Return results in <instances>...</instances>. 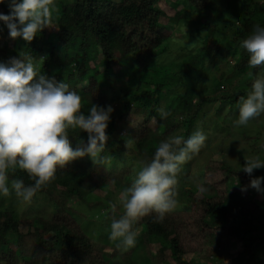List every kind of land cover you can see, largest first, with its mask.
Returning <instances> with one entry per match:
<instances>
[{
    "label": "trees",
    "instance_id": "16d2710c",
    "mask_svg": "<svg viewBox=\"0 0 264 264\" xmlns=\"http://www.w3.org/2000/svg\"><path fill=\"white\" fill-rule=\"evenodd\" d=\"M220 1L224 7L214 9ZM0 13L8 14V7ZM55 16L56 32L47 35L45 28L31 42L10 38L0 22V61L30 54L41 75L63 81L81 95L85 115L93 104L112 106L102 155L127 162L118 177L88 156L58 167L24 212L17 211L18 198L0 196V264H214V254L227 242L234 248L220 264H263L264 203L239 192L243 181L256 177L224 158H210L195 171L204 192L188 179L189 163L182 165L177 207L162 221L155 212L137 218L134 247L105 236L124 212L120 206L113 210L110 202L118 201L159 142L176 135L187 139L206 122L208 105L236 108L251 90L247 74L260 69L248 67V54L239 44L257 25L264 26L260 0H72L60 2ZM182 26L189 28L184 36ZM172 37L178 40L171 42ZM229 57L238 75L233 84L223 82ZM214 68L219 72L208 86L203 78ZM160 108L170 113L166 119L160 118ZM227 119L222 115V123ZM68 131L73 147L80 140L86 143L87 133ZM244 161L240 159L241 166ZM12 179L34 183L22 170L10 174L9 183ZM95 192L103 200L88 202L86 197ZM79 204L108 210L98 215L100 223L84 221ZM41 205L50 213L31 214ZM93 228L103 234L96 236Z\"/></svg>",
    "mask_w": 264,
    "mask_h": 264
},
{
    "label": "clouds",
    "instance_id": "9594fccd",
    "mask_svg": "<svg viewBox=\"0 0 264 264\" xmlns=\"http://www.w3.org/2000/svg\"><path fill=\"white\" fill-rule=\"evenodd\" d=\"M260 3L264 5V0ZM0 4L9 9L8 14L0 13V22L7 27L9 37H21L26 42L52 27L58 11L56 0H0ZM239 47L248 54V67L260 69L258 73L248 72L251 90L237 102L238 118L234 125L247 127L250 121L264 115V26L257 25ZM35 60L29 54L0 61V196L14 192L23 202H30L53 180L58 167L64 168L85 156L93 164L102 165L107 159L102 155L109 140L106 129L114 111L110 105L93 104L85 115L81 111V95L63 81L41 75ZM158 112L161 119L170 115L164 108ZM69 129L87 133L86 143L80 140L73 147ZM205 140L203 131L198 130L187 139L176 135L159 142L151 160L142 163L131 184L119 193L118 201L110 202L113 210L117 206L124 210L110 224L111 240L134 247L138 232L133 225L137 218L155 212L156 219L162 221L165 214L174 211L181 166L199 153ZM244 159L239 170L250 177L254 169L264 168V158L259 154ZM17 170L24 171L34 183L25 185L22 179L9 183L10 174ZM262 181L264 177L251 179L249 187L264 193ZM196 188L206 191L201 182H197Z\"/></svg>",
    "mask_w": 264,
    "mask_h": 264
},
{
    "label": "rangeland",
    "instance_id": "374dc122",
    "mask_svg": "<svg viewBox=\"0 0 264 264\" xmlns=\"http://www.w3.org/2000/svg\"><path fill=\"white\" fill-rule=\"evenodd\" d=\"M72 0H56V6L59 10V4L60 2H70ZM119 1V0H116ZM168 1H175V0H168ZM6 4H0V8H6ZM221 7H224L223 2H218V4L215 5L214 9L220 10ZM181 10H183V6L180 4L178 6ZM212 11V12H211ZM209 11L208 15H211L213 13V10L211 9ZM58 12V11H57ZM174 12L173 9L169 10V13L172 14ZM57 14V13H56ZM233 20V18H231ZM226 21H229V18L226 19ZM166 22V21H164ZM169 27H172V23H167ZM184 26L181 27V31L183 36L186 35V32L189 31V28L183 29ZM57 28L56 25L53 23L52 27L46 28V34L53 35L56 32ZM175 40H178L176 37L171 38V42H174ZM236 54V53H235ZM234 55V54H233ZM165 59H163L164 61ZM231 61H233L232 57H229L228 66H224L223 70L227 73L223 79V82L229 84L228 82L236 83L237 80V73L234 72L232 68L230 67ZM219 70L214 68L212 71H208L205 73L203 82L206 83L208 86L215 83V77L218 75ZM230 74V77L227 78V75ZM222 82V83H223ZM226 84V87H227ZM225 87V85H224ZM225 87V88H226ZM161 104H166L165 100L160 101ZM167 105V104H166ZM216 104L214 105H208V108H206L208 115L205 118V123L203 126L197 125V128L192 130V133L195 131H203V133L206 136V140L204 145L201 147L198 154H195L192 156V158L188 161L189 163V169L186 170V175L188 179L196 183L197 178L195 177V171L203 165L208 159L213 158L214 159H226L229 164H232L233 166L240 168L241 158H246L249 155L259 154L262 158H264V148H260V144L264 142V115H261L259 118L252 120L249 122L247 127H237L234 125V121L238 118V108H221L219 110V107L216 108ZM225 113V114H224ZM227 113V114H226ZM222 115H228V122L222 123ZM203 119V118H202ZM200 121V118L199 120ZM123 132V130L121 131ZM245 135L249 136L250 138H246ZM84 160V158H83ZM127 162V161H126ZM123 160H113L112 158H107L103 164L107 165L110 169L111 174H114L115 176H119L120 168L121 166L126 163ZM245 162V161H244ZM85 163V161L83 162ZM245 164V163H244ZM264 173V170L262 171L254 169L253 174L255 177H263L262 174ZM250 182L243 181V184L239 190L242 194L248 195L250 198H253L257 202H263L264 203V193H258L255 189L249 187ZM245 188L246 190H241ZM264 187V186H262ZM96 193V192H95ZM10 193V198H18L15 194ZM98 194V193H96ZM94 193H90L86 199L88 202H92L95 200L102 201L103 195L100 192L98 195ZM119 197V195H117ZM20 201L18 203L17 211L18 212H24L26 211L27 205L32 206V202H23L20 198H18ZM7 200V199H6ZM8 203V201H6ZM105 205V203H104ZM34 208H36L34 206ZM46 205H41L36 208V211L34 209H31V214H36L37 212H43L44 214H49L50 209L44 211L46 209ZM78 209L82 211V215L84 221H91L93 219L97 223H100L98 219V215H102L105 212H107V207H101L98 206L90 207L86 204H79ZM80 219V218H78ZM94 234L96 236H100L99 234H103V230H98L93 228ZM109 234H105L106 238L110 240ZM113 241V240H112ZM115 242V241H114ZM234 248V245L231 244L228 245V242L226 244H223V246L214 254V264H220L219 262L221 259L226 258L225 256H228V252H232ZM230 255V254H229ZM207 259H203L205 261ZM264 264V261H263Z\"/></svg>",
    "mask_w": 264,
    "mask_h": 264
}]
</instances>
